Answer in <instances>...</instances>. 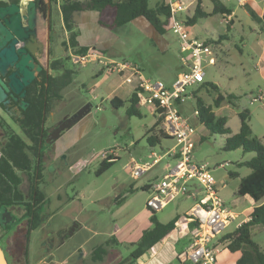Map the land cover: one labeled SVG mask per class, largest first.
<instances>
[{
    "label": "rangeland",
    "instance_id": "374dc122",
    "mask_svg": "<svg viewBox=\"0 0 264 264\" xmlns=\"http://www.w3.org/2000/svg\"><path fill=\"white\" fill-rule=\"evenodd\" d=\"M159 2L162 0H150L149 6L155 7ZM106 18L109 23L111 21L110 12H107ZM246 18L247 16L240 15L243 25L239 27L238 32L233 30L228 33L229 39L225 42L231 44L233 48L228 62L224 64L220 62L215 67L206 68V83H215L226 95H234L229 100L226 99L222 102V105L225 104L223 108L213 107L218 116L226 117L232 130L239 128V113L244 109L252 111L258 105L264 109V104H262L264 100L254 102V104L250 103L251 98L257 92V82L261 81L255 74L252 57L247 58L248 52L250 56L253 55L249 48H245L243 60L251 73L245 75L240 70L241 54L235 49V44L242 47L240 38L243 43L251 42V40H247L251 38L249 36L251 33ZM209 20L214 21L215 27L211 28ZM52 22L56 31L61 32L63 25L55 10ZM142 22L141 19H138V21L130 22L115 30L107 29V33L110 34H107L110 39L107 43V57L115 61H128L137 65L146 77L171 83L176 72L182 69L178 38L171 30L159 34L152 26ZM208 24L209 26H207ZM221 25L219 18L212 16L209 19H198L197 25L191 31L194 30L205 36L209 33L204 29H208L214 32V36L217 37L220 29H223ZM258 25L262 29L264 28L263 21ZM63 41H65L63 35L52 39V56L62 59L65 68L75 70L74 79L70 87L63 91L62 108L54 110L51 116H48L46 124L62 119V117L90 105L86 117L82 119L79 126L73 128L71 146L61 149L60 157L48 159V165L52 166L44 172L43 177L48 198L46 209L53 214V226L70 229L77 224V221L86 225V228L75 235L73 240H69L59 252L66 254L71 245L88 240L95 226L100 229L102 234L90 239L85 245L87 249L107 237L105 232L112 229L115 220L120 222L121 219H127L136 212H138V219H143L142 211H145V201L149 196V191L137 188L131 193L129 190L134 185L142 184L152 171L135 178L128 165L131 158L138 162L147 159L151 147L147 143L146 136L148 130L156 122V115L152 113L150 106L144 104L140 106V117L129 116L126 113L127 104L118 108L114 107L110 99L106 98L105 84L109 80L112 82L115 75L106 74L109 75V78L102 81L103 75H96V69L100 66L95 61H89L83 66L73 64L71 60L67 59L70 52L65 49ZM194 88L195 86H192L189 90L194 91ZM262 88L264 89L263 85ZM197 93L207 104H214L217 94L212 89L201 87ZM232 101L235 103L232 104ZM178 108L196 130L195 136L198 140L195 139L194 161L206 163L210 167L217 181L220 196L229 208L240 214L239 218L235 222H231L224 231L225 233L232 232L238 222L246 216L243 209L252 203L247 196L244 197L238 193L240 178L250 169L239 168L236 163L242 158H247L248 153H243L238 149L231 151L222 149L224 136L212 134L194 116L196 99L191 97L180 104ZM260 115L261 118L256 116L253 120L255 128L259 132L264 129L263 115L262 113ZM12 125L16 132L23 137L19 126ZM174 143L173 139L164 138L161 145L152 149L157 153H163ZM162 147L164 150L161 149ZM110 148L116 149L119 158L103 174L97 175V169L103 161L102 155ZM230 171H237L239 176L231 177ZM129 197L130 199L126 200ZM120 198L125 202L131 201L130 205L123 206L121 211L118 210L123 204V201L120 202L121 204L118 202ZM193 204L194 201L187 198H176L162 210L157 211L156 217L157 219H174L178 215L182 217L187 215ZM177 210L180 213L177 214ZM252 237L264 250V227L261 225L252 227ZM134 248V245L130 244L119 245L121 253L125 256L129 255Z\"/></svg>",
    "mask_w": 264,
    "mask_h": 264
},
{
    "label": "flooded vegetation",
    "instance_id": "af4514ba",
    "mask_svg": "<svg viewBox=\"0 0 264 264\" xmlns=\"http://www.w3.org/2000/svg\"><path fill=\"white\" fill-rule=\"evenodd\" d=\"M20 1L22 2L9 0L16 4H20ZM50 2L49 16L48 3L44 13L46 15L44 35L40 30L38 16L36 35L33 39L35 51L31 57L41 66V70L35 72V77L26 87L24 96L6 91L4 100L8 103L0 102V159L6 156L7 146L18 139L24 143V149L31 158V164L24 168L16 167L11 178L0 176V264H132L136 261L133 254L136 247L134 246L127 257H122L119 242L109 239H104L89 249L85 245L90 239H86L80 244L71 245L66 254L59 253L69 240H73L77 224L70 229L53 226V214L46 209L48 198L43 179L44 172L52 166L48 165V159L60 157L59 151L71 146L73 128L86 117L90 106L86 107L84 115L76 122L74 115L80 109L46 124L48 116H51L54 110L62 108L63 91L70 87L74 79L73 74L72 77L66 75L67 71L73 70L65 68L62 59L52 56L51 42L57 36L65 37L63 45L70 52L67 59L71 60L73 50L69 43L70 32L64 22L61 32L56 31L54 27L52 15L54 10L56 11L54 9L56 3L55 0ZM12 40L13 37L8 43ZM19 45V42L15 43V51ZM12 71L13 68L10 67L2 77L4 82H8V75ZM51 86L53 92L49 91ZM30 95H33L32 100L34 99L36 103L39 104L40 100L43 102L40 125H35L30 119L27 120L32 115V111L27 113ZM22 102H26L25 108ZM12 124L19 126L23 137L16 132Z\"/></svg>",
    "mask_w": 264,
    "mask_h": 264
},
{
    "label": "built area",
    "instance_id": "2783aa9c",
    "mask_svg": "<svg viewBox=\"0 0 264 264\" xmlns=\"http://www.w3.org/2000/svg\"><path fill=\"white\" fill-rule=\"evenodd\" d=\"M29 1V0H24ZM244 4L245 0H237ZM170 7L168 28L178 38L180 60L186 67L179 73L170 86L161 80L146 77L142 70L128 61L110 59L98 48L90 47L84 54L71 53V61L81 66L95 61L100 70L120 76L123 82L133 86L139 103L158 110L163 117L162 130L171 136L175 144L163 153L152 151L145 162L139 163L134 158L128 165L135 178L146 174L164 157L170 158L166 173L153 182L146 205L151 211L163 209L170 201L179 196L199 189L200 197L185 216L194 223L191 230L192 241L184 254L189 264H216V253L211 243L221 237L226 227L236 218L217 189V181L206 163L194 161L193 152L196 140L194 126L180 113L178 106L192 97L189 90L205 81V65L217 62L216 46L192 36L184 16L191 2L189 0H166ZM230 14L223 15V22L229 24ZM262 94L251 98L250 103L261 101ZM100 109V107H98ZM198 110H194V115ZM103 159L113 160L117 156L115 148L103 153Z\"/></svg>",
    "mask_w": 264,
    "mask_h": 264
},
{
    "label": "trees",
    "instance_id": "16d2710c",
    "mask_svg": "<svg viewBox=\"0 0 264 264\" xmlns=\"http://www.w3.org/2000/svg\"><path fill=\"white\" fill-rule=\"evenodd\" d=\"M150 0H88V2H81L79 0H60V7L62 12L63 22L68 28L69 43L71 49L76 54H84L88 51L90 46H81L79 44L78 35L79 32L72 31V27L75 22L73 21V12L81 9L83 4L87 8L97 10L103 13L109 8L113 11L112 22L106 23L101 21L107 28L115 30L123 27L126 24L136 20L144 19L147 21L159 34H163L168 30L170 7L166 1L159 2L155 7L149 6ZM39 16V26L42 34L46 27V11L48 0H36ZM213 9L208 14L203 12L200 8L196 9L193 17H186L188 25H193L195 21L206 15H214L222 13L226 8L219 2V0H212ZM3 2L0 0V4ZM228 10V9H227ZM229 12V11H226ZM225 13V12H224ZM212 44L214 41H208ZM103 72V71H102ZM75 72L67 71L66 75L72 77ZM201 87H207L216 92L217 96L214 99V104H207L201 96H198V91H193L194 99H196V110L198 114L194 115L198 121L205 126L212 134H221L224 137V144L222 149L225 151L241 149L243 153H251L252 156L248 159H244L236 163L237 167L249 168L251 172L241 177L238 186V193L242 196L248 195L256 202H261L253 208L250 213L249 220L241 223L232 232L226 233L220 237V243L224 244L232 252L241 251V256L237 259L235 264H264V250L252 237V227L261 225L264 227V142L253 134L250 126L251 113L248 109H244L239 113L241 120L240 130L237 133L232 134L230 129L226 127V117L218 116L213 107L220 108L223 101L234 97V95H224L219 86L214 83H206L205 81L200 85ZM59 88V87H58ZM63 88V87H62ZM49 91L53 92L51 86ZM58 96L60 93L58 92ZM30 107L27 111H32V115L27 120H32L35 125H40L42 120V110L44 109L43 102L40 100L39 104L30 95ZM44 96V93L42 94ZM50 100V99H48ZM111 104L114 107H121L127 104L126 113L129 116H141L139 98L136 92H133L128 99H121L119 97H113L110 99ZM233 103V101H232ZM49 107V104H48ZM36 110V111H33ZM153 114L156 115V122L153 127L149 129L146 140L151 148H155L161 145L162 139L171 138L161 128L163 117L159 116V111L153 110ZM25 145L21 140H15L9 144L5 149L6 156L0 159V176L11 178L14 175L15 168H24L31 164V158L27 155L24 149ZM164 150V147L161 148ZM167 149V148H166ZM9 154V155H8ZM118 156L113 160L103 159L99 168L97 169V175L103 174L108 170L117 160ZM14 170V171H13ZM231 177H238L237 171H230ZM149 185L141 187L142 190H148ZM133 192L132 188L129 190ZM121 199V198H120ZM151 217L152 228L145 230L136 243V249L133 252L135 257H139L147 249L153 247L158 243L165 235L175 228L176 221L179 217H175L168 223H161L155 216V211H152ZM101 250L104 251L102 248ZM99 254V253H98Z\"/></svg>",
    "mask_w": 264,
    "mask_h": 264
},
{
    "label": "crops",
    "instance_id": "0c3cea01",
    "mask_svg": "<svg viewBox=\"0 0 264 264\" xmlns=\"http://www.w3.org/2000/svg\"><path fill=\"white\" fill-rule=\"evenodd\" d=\"M79 1L85 2V3L88 2V0H79ZM162 1H164V0H162ZM189 1L191 2V5L189 6L188 10L186 11V13L184 15L185 17H187V16L193 17L197 8H200L203 12L209 14L212 11L213 6H214L212 0H207V1L206 0H189ZM219 2L221 4H223V6L226 8V10L224 12L230 14L232 17V20L230 21L229 24H225L223 22V15L225 14L224 12L214 14V15H206V16L199 18V19H202V18L209 19L212 16H215V18H219L220 25L222 24L221 26L223 27V29H220V33H218L217 37L214 36L215 35L214 32H212L208 29H204L209 33V35L205 34V36L200 35L198 32H196L194 30L191 31V29L197 25V21H195V23L193 25H190V32H191L192 36H194L200 40H204L206 42H208V41H211V42L214 41L215 42L212 44L216 46L217 62H216V64H213V65L206 64L205 69L209 68V67H215L220 62H222V64L228 62V57L233 52V48L231 47V44L229 45L228 43L225 42L226 40L229 39L228 33H231L233 30L235 32H238L239 27L241 25H243V23H242L243 20L240 19V15L247 16L246 22L249 25L250 33H251V34H249V36L251 38H249L247 40L248 41L251 40V42L250 43L249 42L243 43L242 38H240V41L242 43V47L237 46V44H235V49L237 51H239L241 54V59L239 60L240 65H241L240 70L245 75L251 74L249 72L248 67L245 64L246 62L243 60V58H245L244 57L245 48L250 49V52L252 53L253 56H250V53L248 52L247 58L250 59V57H252V61L254 63L253 67L255 69V74H257L259 80H261V81L257 82L258 89H257L256 94L253 96L255 97L259 94H262V96H263V98L261 99V101H262V100H264V89L262 88V85L264 86V28L262 29L261 26L258 25V23L259 22L262 23V21L264 22V0H245L244 4L238 3L237 0H219ZM55 3H56L55 4L56 12L58 13L61 24L63 25V18H62V12H61V7H60L61 2H60V0H55ZM226 11H229V12H226ZM107 12H110V15H111V21L110 22H112L113 14H114L112 9L108 8L103 13V17H102L100 12H98L97 10L87 8V6H85V4H83V7L81 9L77 10L76 12L75 11L73 12V21L75 22V24L72 27V31L79 32L78 40H79V44L81 46H90V47L98 48L100 51H102L106 55H107V43L110 40L107 36V34H109V33H107V31L112 30V29H109L106 26L102 25L103 23L101 21L108 23L106 21ZM140 19L143 21L142 23H146V25L151 26L144 19H142V18H140ZM134 21H138V19H136ZM134 21H132V22H134ZM237 21H238V23H237ZM209 23L211 24V28L215 27L214 21L212 22L211 20H209ZM207 26H209V24ZM181 65H182V69L180 71L176 72L174 79L176 78V76L179 73H181L182 71H184L186 69V67L183 65L182 62H181ZM106 74L107 73L102 72L100 70V67H98V69H96V75L97 76L103 75L102 79H101L102 81H105L106 79L109 78V75H106ZM206 74H207V71H206ZM109 81L107 82V84H105L106 98L111 99L113 97H119V98L125 100V99H128V97L133 93V86L124 83L123 79L120 76H115L112 82H109ZM164 84L166 86H170L172 84V82L171 83H164ZM199 87H200V85L195 86L194 91H196V90L198 91L200 89ZM220 88L221 87H219V89ZM220 91L222 92L221 89H220ZM191 92H193V91H191ZM222 93L226 96V94L224 92H222ZM192 98H194L193 93H192ZM233 103H235V102L233 101ZM252 104H254V103H252ZM262 104H264V101H262ZM224 106H225V104H223V105L221 104L220 108H223ZM152 113H153V111H152ZM250 113H251V117H250L249 123H250L251 129L253 131V134L264 142V129L260 130V132H259L255 128L254 122H253V120L256 116L261 118V115H260L261 113L263 115L262 121L264 122V109L262 106L258 105V106H255L252 109V111H250ZM79 124L77 126H79ZM240 126H241V120H240V123L238 126L239 128H237L236 130H232L230 128L228 120L226 122V127H228L230 129L232 134L237 133L240 130ZM224 137H226V136H224ZM194 138L196 140H198L197 136H195ZM238 150H241V149H238ZM152 151H155V150L150 148L149 154L147 155V159H148V157ZM117 156H118V153H117ZM251 156H252V154L248 153V157L242 158V160L248 159ZM243 157H245V156H243ZM146 160H140L139 163L145 162ZM242 160H239V161H242ZM170 161H171L170 158L164 157L160 162H158V164H156L152 169H150L148 171V173L151 171H152V173L142 184H139L136 186L134 185L131 187L133 192L137 188L141 189L142 186L149 185L148 190H145V191H149V196H150L151 184L153 182L161 179V177L166 173L167 167H168V164ZM250 172H251V170L247 171L243 176L248 175ZM133 192H131V193H133ZM200 194L201 193L199 192V189H196L194 191L187 192V193L179 196L178 198H180V197L181 198H187L188 200L194 201V204H195L197 199L200 197ZM149 196L146 198V200L149 198ZM245 196H247L251 200L252 203L248 207L243 209V211L246 212V216L240 222H238L236 228L241 223L249 220V216H250V213L253 210V208L261 203V202H256L254 199H252L248 195H245ZM128 199H130V197L127 198L126 200H128ZM183 200H186V199H183ZM122 201L123 200H121V199L118 200L119 203ZM126 202H128V203H126ZM126 202L123 201L122 202L123 204L120 205V209H118V210L121 211L122 208H124L127 204L130 205L131 201H126ZM145 206H146L145 211L144 212L142 211L143 219H138V212H136V213L132 214V216H129L127 219H121L120 222L115 220V222L113 223L112 229L108 230V232H105V235L107 236L105 239H109L110 241L111 240L112 241H118L119 245L130 244V245H134L136 247V243L139 241L143 232L145 230L152 228V226H153L152 221H151V217H152L153 213L147 207L146 201H145ZM192 207L193 206H191V208ZM191 208L189 209V211L191 210ZM178 211L179 210H177V212H176L177 214L180 213ZM156 212H155V216H156ZM233 212H234V210H233ZM234 213L236 215V218L233 221L235 222L239 218L240 214L237 212H234ZM185 216H186V214L182 217H180L179 215L176 216L179 218L176 221L175 228L172 231H170L167 235H165L153 247H151V253H150L148 259H146L143 263H140V264H189V262L184 260V254H185L187 248L189 247V245L191 244V241H192L191 230L194 226V223L191 222L189 219H185ZM157 220L161 223H168V222L172 221L173 219H157ZM85 228H86L85 223H83L81 221H77V227L74 228V236L77 235L82 230H84ZM99 230L100 229L95 226V228L93 229V232L91 233V236L89 239L92 240L97 235L102 234ZM224 234H226V233L224 232ZM211 245L214 248L215 253H216V264H235L237 259L241 256V251L232 252L228 248H226V246L224 244L220 243V237L216 238L214 240V242L211 243ZM121 255H122V257H127V255L126 256L123 254H121Z\"/></svg>",
    "mask_w": 264,
    "mask_h": 264
},
{
    "label": "water",
    "instance_id": "95a60500",
    "mask_svg": "<svg viewBox=\"0 0 264 264\" xmlns=\"http://www.w3.org/2000/svg\"><path fill=\"white\" fill-rule=\"evenodd\" d=\"M2 1L8 2V4L0 5V102L7 104L8 101L4 100L6 91H12L15 95L20 93V96H24L26 87L34 79L35 72L41 70V66L36 64L31 57L35 51L33 39L37 29V2L22 0L20 4H16L9 0ZM50 3L48 0V16ZM12 37L13 40L8 43ZM16 42L20 44L17 51L14 50ZM10 67L13 68V71L8 75V82H4L2 77ZM22 106L25 108L26 102H22ZM87 106L81 108L74 115V122L82 118L83 111ZM150 253L151 248L137 257L132 264L143 263L148 259Z\"/></svg>",
    "mask_w": 264,
    "mask_h": 264
}]
</instances>
